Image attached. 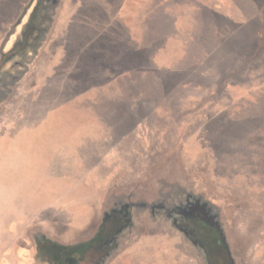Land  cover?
Listing matches in <instances>:
<instances>
[{
    "label": "rangeland",
    "instance_id": "374dc122",
    "mask_svg": "<svg viewBox=\"0 0 264 264\" xmlns=\"http://www.w3.org/2000/svg\"><path fill=\"white\" fill-rule=\"evenodd\" d=\"M38 2L0 0V256L27 220L77 264H207L199 208L264 264V0Z\"/></svg>",
    "mask_w": 264,
    "mask_h": 264
},
{
    "label": "crops",
    "instance_id": "0c3cea01",
    "mask_svg": "<svg viewBox=\"0 0 264 264\" xmlns=\"http://www.w3.org/2000/svg\"><path fill=\"white\" fill-rule=\"evenodd\" d=\"M6 126V124H5ZM9 126V127H8ZM7 127H4V132L0 133V155L5 154V156H9L8 158H6L5 160H7V164L9 165V169L10 171L13 170L15 171L18 166L20 165V162L18 160V154H17V146H13L10 142V139L12 140V138L10 137V135L12 134V131L9 132L10 126L8 125ZM8 130V131H7ZM8 139V144L9 148H6V146H4L3 148L1 147V143L5 142V140ZM38 209H43V206L39 205L37 206ZM32 218V217H31ZM27 220H25L22 223H19V227H18V231H17V235L14 234V237L11 239V243H12V255L9 257H5L3 258L2 255L0 256V264H50L48 261L45 260H41L39 261L37 258V249H36V244L34 241V238L36 236L37 233L41 232L42 230L40 229V226H33V228H30V231L27 233L25 230L26 228L23 227L24 223ZM43 222V220H41ZM31 223L33 221H30ZM78 229H75L72 227L71 231H72V236L73 234H76V231ZM36 233V234H35ZM35 234V235H34ZM54 237V236H53ZM65 236H62V239H57L59 242H64V243H73V242H77L80 239L74 238L72 237V239H68V238H64Z\"/></svg>",
    "mask_w": 264,
    "mask_h": 264
},
{
    "label": "flooded vegetation",
    "instance_id": "af4514ba",
    "mask_svg": "<svg viewBox=\"0 0 264 264\" xmlns=\"http://www.w3.org/2000/svg\"><path fill=\"white\" fill-rule=\"evenodd\" d=\"M199 211V208L196 209L194 214L193 229L191 231L186 230L187 237L192 244L201 250L207 264H234L226 249L223 235L220 233L219 228H217L215 217L203 213L202 218L199 219ZM111 221L109 220L102 225L98 239L104 235L107 229L106 224L111 223ZM43 246H46V244H43ZM99 247L101 248V245ZM72 258L75 260L73 264H77L80 260L79 256L74 254L65 255L62 264H66L67 261H72Z\"/></svg>",
    "mask_w": 264,
    "mask_h": 264
},
{
    "label": "trees",
    "instance_id": "16d2710c",
    "mask_svg": "<svg viewBox=\"0 0 264 264\" xmlns=\"http://www.w3.org/2000/svg\"><path fill=\"white\" fill-rule=\"evenodd\" d=\"M40 1L41 0H39L38 3H40ZM36 14H37V7L34 9V11L32 13L31 19H30V21H29V23L27 25V28H26L24 36L32 34L31 31L29 30L30 28H32V32L36 30L37 27H36V24L33 21L35 16H36ZM1 61H2V59L0 60V62ZM99 234H100V232L97 233L96 237H98ZM92 241H93V239L90 240L88 243L90 244ZM37 244H38L37 245L38 246L37 251L39 253V256L47 255V253H50V255H52L54 259H59L61 256L69 254L68 251L70 249H74V248L78 249V248H80V246H82L81 243L80 244H76V245H62V244H58L56 242H50V241H45L46 246H43V243L40 241V239H38V243Z\"/></svg>",
    "mask_w": 264,
    "mask_h": 264
},
{
    "label": "water",
    "instance_id": "95a60500",
    "mask_svg": "<svg viewBox=\"0 0 264 264\" xmlns=\"http://www.w3.org/2000/svg\"><path fill=\"white\" fill-rule=\"evenodd\" d=\"M75 262V260H73L72 258V261H67L66 264H73Z\"/></svg>",
    "mask_w": 264,
    "mask_h": 264
}]
</instances>
